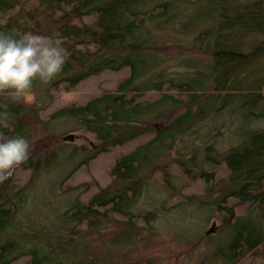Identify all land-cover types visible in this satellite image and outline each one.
Listing matches in <instances>:
<instances>
[{"label":"trees","instance_id":"obj_1","mask_svg":"<svg viewBox=\"0 0 264 264\" xmlns=\"http://www.w3.org/2000/svg\"><path fill=\"white\" fill-rule=\"evenodd\" d=\"M190 1L0 0V30L38 31L69 51L56 78L34 81L33 101L0 94L2 130L31 142L37 126L72 124L97 142L33 145L16 168L25 177L0 182V264H131L144 232L176 236L185 218L221 219L216 264L264 256V0ZM105 71L123 74L114 89L53 107L56 91ZM125 146L105 185L68 182ZM191 182L201 188L185 193ZM149 183L168 196L149 199Z\"/></svg>","mask_w":264,"mask_h":264},{"label":"rangeland","instance_id":"obj_2","mask_svg":"<svg viewBox=\"0 0 264 264\" xmlns=\"http://www.w3.org/2000/svg\"><path fill=\"white\" fill-rule=\"evenodd\" d=\"M186 6L191 5L192 1L185 0ZM122 73L105 71L96 76L90 77L75 88L65 91L59 90L55 93V102L53 107L58 104L68 102V101H83L90 95L99 93L105 89H114L116 82L122 76ZM34 100V95L28 102ZM39 101V100H38ZM56 105V106H55ZM52 107V108H53ZM51 108V109H52ZM47 111V110H46ZM65 124V123H64ZM63 124V125H64ZM69 124V123H67ZM72 124L66 125V129L62 130V133H44L41 132L39 126L34 133V138L32 139V145H34V150H41V146L45 143L53 144V142L58 141L59 144L68 145L70 149L73 146L86 145L88 147H96L97 142L95 138L87 132L79 130H71ZM70 135H72L70 137ZM57 136V137H55ZM125 147H116L115 150L106 151L100 153L97 157L90 160L87 164L82 165L68 180L70 184H76L81 181H92L95 180L98 184L105 185L109 181L108 170L110 165L113 163L116 155L121 151L126 149ZM68 154L63 151L62 155ZM17 179H22L25 177L26 172L24 170H16ZM150 184V183H149ZM200 182H191L187 187L185 193L188 190L198 192L201 188ZM149 199L155 200L156 198L163 199L168 196V193L162 188L158 183H151L150 186L146 187ZM60 196V195H59ZM52 195L50 193H43V200L48 201ZM146 199V196L144 197ZM52 200V198H51ZM53 201V200H52ZM56 206L54 203H50L49 209H54ZM171 216L174 217L176 208L169 210ZM235 213L232 212V216ZM200 224L194 223L191 218H185L183 222L178 227H175L176 236L173 233H168L166 230L169 228H160L158 231H153L150 235L144 232V238L136 243L134 246L130 247L128 258H133L131 264L138 263L140 260L149 261V264H216L214 258H212L213 252V240L222 239L226 235L223 230L221 219L211 218L207 223H203L199 220ZM197 227V228H196ZM193 234V235H191ZM192 241V242H191ZM241 264H264V256L260 257H246L241 262Z\"/></svg>","mask_w":264,"mask_h":264},{"label":"clouds","instance_id":"obj_3","mask_svg":"<svg viewBox=\"0 0 264 264\" xmlns=\"http://www.w3.org/2000/svg\"><path fill=\"white\" fill-rule=\"evenodd\" d=\"M68 49L53 36L31 29L23 32L0 30V94L12 101H28L35 80L49 82L63 71ZM7 105H0V182L13 175L31 155L29 138L7 135L10 126Z\"/></svg>","mask_w":264,"mask_h":264},{"label":"water","instance_id":"obj_4","mask_svg":"<svg viewBox=\"0 0 264 264\" xmlns=\"http://www.w3.org/2000/svg\"><path fill=\"white\" fill-rule=\"evenodd\" d=\"M72 135H70V137H71Z\"/></svg>","mask_w":264,"mask_h":264}]
</instances>
